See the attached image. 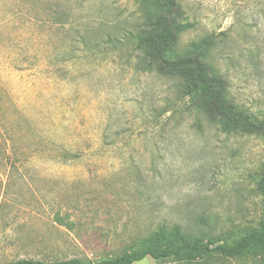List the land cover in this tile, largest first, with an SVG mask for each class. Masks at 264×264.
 <instances>
[{"label": "rangeland", "instance_id": "1", "mask_svg": "<svg viewBox=\"0 0 264 264\" xmlns=\"http://www.w3.org/2000/svg\"><path fill=\"white\" fill-rule=\"evenodd\" d=\"M175 1L180 49L212 37L234 102L264 119V0ZM141 23L137 0H0V264L120 256L162 224L219 242L258 229L264 139L140 70Z\"/></svg>", "mask_w": 264, "mask_h": 264}, {"label": "trees", "instance_id": "2", "mask_svg": "<svg viewBox=\"0 0 264 264\" xmlns=\"http://www.w3.org/2000/svg\"><path fill=\"white\" fill-rule=\"evenodd\" d=\"M137 1L142 23L132 36L139 53L138 68L177 78L191 112L212 120L223 133L264 139V119L253 118L234 102L227 77L210 63L215 46L212 37L192 41L181 50L180 35L192 27L185 22L181 6L175 0ZM257 191L263 206L258 229L229 242L186 234L177 224H162L138 248L120 256L97 261L79 257L55 261L19 259L9 264H133L147 257L177 264H210L215 258L252 257L264 264V163Z\"/></svg>", "mask_w": 264, "mask_h": 264}]
</instances>
